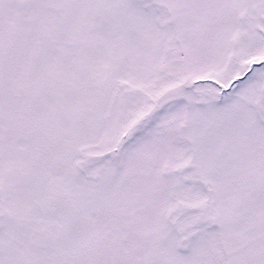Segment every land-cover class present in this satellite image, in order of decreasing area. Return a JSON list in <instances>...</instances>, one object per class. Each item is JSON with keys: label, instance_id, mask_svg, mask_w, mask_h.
Returning <instances> with one entry per match:
<instances>
[{"label": "snow or ice", "instance_id": "obj_1", "mask_svg": "<svg viewBox=\"0 0 264 264\" xmlns=\"http://www.w3.org/2000/svg\"><path fill=\"white\" fill-rule=\"evenodd\" d=\"M0 264H264V0H0Z\"/></svg>", "mask_w": 264, "mask_h": 264}]
</instances>
